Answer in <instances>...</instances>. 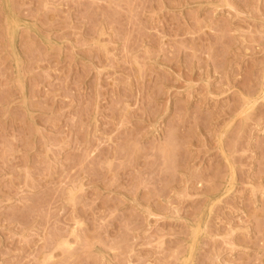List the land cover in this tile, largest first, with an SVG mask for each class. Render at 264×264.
<instances>
[{
    "label": "rangeland",
    "instance_id": "obj_1",
    "mask_svg": "<svg viewBox=\"0 0 264 264\" xmlns=\"http://www.w3.org/2000/svg\"><path fill=\"white\" fill-rule=\"evenodd\" d=\"M0 264H264V0H0Z\"/></svg>",
    "mask_w": 264,
    "mask_h": 264
}]
</instances>
